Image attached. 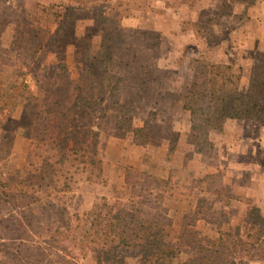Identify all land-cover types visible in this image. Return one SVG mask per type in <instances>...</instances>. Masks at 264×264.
<instances>
[{
	"label": "rangeland",
	"instance_id": "374dc122",
	"mask_svg": "<svg viewBox=\"0 0 264 264\" xmlns=\"http://www.w3.org/2000/svg\"><path fill=\"white\" fill-rule=\"evenodd\" d=\"M260 30L264 0H0V264H97L48 232L74 226L104 199L162 215L168 240L183 248L189 237L216 239L219 223H243L249 206L264 218V125L229 119L211 133L212 153L199 154L187 141L190 113L180 97L197 59L231 65L246 89L253 67L264 68V53L253 49L260 42L246 38ZM74 104L70 113L88 109L86 126L99 133L102 175L65 171L33 192L43 171L36 152L45 148L38 114ZM145 121L161 133L136 138L129 124ZM36 199L32 217L25 205ZM122 255L124 264H141L137 250Z\"/></svg>",
	"mask_w": 264,
	"mask_h": 264
},
{
	"label": "trees",
	"instance_id": "16d2710c",
	"mask_svg": "<svg viewBox=\"0 0 264 264\" xmlns=\"http://www.w3.org/2000/svg\"><path fill=\"white\" fill-rule=\"evenodd\" d=\"M106 52L107 60L113 57V51L108 46ZM194 63L193 77L186 79L182 85L180 97L183 108L190 113L187 141L195 152L212 153L214 143L211 133L222 132L229 119L257 121L264 125L263 67H253L248 87L241 89L240 78L231 65L198 59ZM116 96L112 89L107 96L108 107H117L120 98ZM124 106L120 107V111ZM76 108L74 104L66 112L49 106L38 114L42 124L41 128L36 127V135L42 132L38 139L45 141V148L41 153L36 152L41 154L43 171L38 174L37 181L30 182L33 192L45 190L53 183L58 184L59 173L65 171L86 172L89 180L100 179L103 163L98 153L99 133L92 126H86L88 109L76 118L70 113ZM88 119L91 121V118ZM128 128L136 138L143 140L161 133L157 124L148 121L139 127L129 124ZM62 184L67 189L68 180L65 179ZM38 202L36 199L25 205L31 210L29 214L32 217L38 211L32 206H38ZM24 217L31 224L30 217L25 214ZM75 218L74 226L49 231V240L64 250L67 247L63 243L68 241L82 254L92 253L97 264H124L122 252L126 248L138 251L141 264H248L255 259L264 260V218L254 205L249 206L243 223L226 229L219 223L216 239L189 237L184 240L186 248L168 240L170 220L162 224V215L143 207L130 209L104 199ZM182 253L186 254L185 259L180 257Z\"/></svg>",
	"mask_w": 264,
	"mask_h": 264
},
{
	"label": "crops",
	"instance_id": "0c3cea01",
	"mask_svg": "<svg viewBox=\"0 0 264 264\" xmlns=\"http://www.w3.org/2000/svg\"><path fill=\"white\" fill-rule=\"evenodd\" d=\"M250 38V39H257L260 43V45H257L255 48H253V49H256V50H259V51H262L263 53H264V31H261L260 30V32L259 33H253V31L252 32H250L247 36H246V38ZM246 47V46H245ZM231 52V51H230Z\"/></svg>",
	"mask_w": 264,
	"mask_h": 264
}]
</instances>
